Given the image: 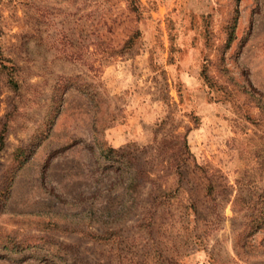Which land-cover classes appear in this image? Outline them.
Masks as SVG:
<instances>
[{
    "label": "rangeland",
    "instance_id": "374dc122",
    "mask_svg": "<svg viewBox=\"0 0 264 264\" xmlns=\"http://www.w3.org/2000/svg\"><path fill=\"white\" fill-rule=\"evenodd\" d=\"M2 132L0 264H264V0H0Z\"/></svg>",
    "mask_w": 264,
    "mask_h": 264
},
{
    "label": "trees",
    "instance_id": "16d2710c",
    "mask_svg": "<svg viewBox=\"0 0 264 264\" xmlns=\"http://www.w3.org/2000/svg\"><path fill=\"white\" fill-rule=\"evenodd\" d=\"M5 136L6 135L3 132L0 134V149L3 147V145L5 143ZM185 141H186V138H185ZM180 155L183 158L184 162H188L190 159V156H191V153H190V150L188 149V147L185 149H182L180 152ZM180 166H182V163ZM180 174H182V173H180ZM181 177H182V175H181ZM211 188H212V183L210 184V186H208V194L212 193ZM172 192H173V189L171 187L168 190L161 191L155 197V201L158 203H161V202H164V201L170 199L171 197L175 196L174 193H172ZM96 236H99V235H96Z\"/></svg>",
    "mask_w": 264,
    "mask_h": 264
}]
</instances>
